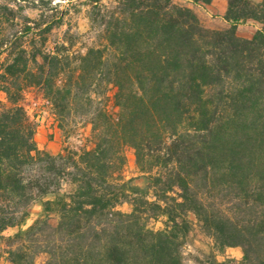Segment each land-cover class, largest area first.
Returning a JSON list of instances; mask_svg holds the SVG:
<instances>
[{"label":"trees","instance_id":"obj_1","mask_svg":"<svg viewBox=\"0 0 264 264\" xmlns=\"http://www.w3.org/2000/svg\"><path fill=\"white\" fill-rule=\"evenodd\" d=\"M17 1L0 0L7 264L40 255L44 264H184L190 215L219 252L239 247L240 264H264V0H226L225 30L205 28L174 0H86L89 32L69 26L53 46L49 36L66 18L49 9L19 18L26 6ZM252 22V38L239 37ZM28 89L49 103L65 138L90 125L86 142L57 155L39 149L21 105ZM127 149L151 196L125 181ZM37 201L45 216L4 236Z\"/></svg>","mask_w":264,"mask_h":264},{"label":"rangeland","instance_id":"obj_2","mask_svg":"<svg viewBox=\"0 0 264 264\" xmlns=\"http://www.w3.org/2000/svg\"><path fill=\"white\" fill-rule=\"evenodd\" d=\"M86 0H18L22 6L26 8L21 12L19 18L27 16L31 19H39L43 10L49 9L47 13L55 14L56 17L64 16L66 24L62 25L59 29H56L49 36V44L53 46L54 42H58L62 38L63 32L72 26V33H79L86 35L89 32V15L87 8L84 6ZM255 3H259L260 0H252ZM36 6V9H30ZM72 18V21H67ZM215 18L213 15L212 20ZM216 22V20H214ZM237 29V35L241 38H252L255 30L250 25H240ZM107 102L109 106H112L113 90L111 89L107 94ZM0 102L8 105L6 97L3 93H0ZM21 105L24 107L30 119L35 123L36 133L35 142L39 149L45 150L52 155H57L62 149L66 147L80 146L85 143L90 135V125L82 123L77 130V136L70 139L65 138L61 130L57 126V122L50 110L49 103L43 99L41 93L37 89H28L23 97ZM126 166L123 170V177L127 182L131 191L139 192L151 196V190L149 189L150 177L149 175L139 172L134 152L131 149H127ZM68 190L64 185L58 196H62ZM56 195H49L44 200H55ZM123 211L128 210V206L122 207ZM29 215L26 221L16 228H12L3 233L4 236L13 235L15 232L27 230L38 219L45 216V212L42 206V202L37 201L29 208ZM54 215V213H51ZM190 219L194 222V226L191 232L188 234L186 244L183 249L184 264H240L242 259V250L239 247L225 248L223 252H219L211 237L201 232L198 222L193 215H190ZM150 227L154 230L163 228L162 219L151 220ZM0 264H7L5 250L0 241ZM46 257L40 255L35 264H44Z\"/></svg>","mask_w":264,"mask_h":264},{"label":"crops","instance_id":"obj_3","mask_svg":"<svg viewBox=\"0 0 264 264\" xmlns=\"http://www.w3.org/2000/svg\"><path fill=\"white\" fill-rule=\"evenodd\" d=\"M174 3L190 8L198 17L202 26L212 30H225L228 28V24L222 19L227 10L226 0H213L210 5H195L192 0H174ZM213 15L215 18L212 20ZM216 20V22H214ZM256 31L259 28L257 23H248ZM240 27H238L239 29ZM250 39V38H246ZM2 259V258H0Z\"/></svg>","mask_w":264,"mask_h":264}]
</instances>
